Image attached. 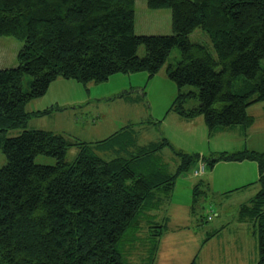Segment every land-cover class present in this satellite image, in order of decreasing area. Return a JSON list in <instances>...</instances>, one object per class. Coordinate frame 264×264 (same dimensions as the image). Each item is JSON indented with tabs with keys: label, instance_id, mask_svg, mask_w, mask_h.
<instances>
[{
	"label": "trees",
	"instance_id": "trees-1",
	"mask_svg": "<svg viewBox=\"0 0 264 264\" xmlns=\"http://www.w3.org/2000/svg\"><path fill=\"white\" fill-rule=\"evenodd\" d=\"M146 2L171 11L172 33L137 34L136 0H0V38L22 42L17 65L0 69V150L6 157L0 167V264H129V247L139 238L145 263L152 264L166 227L150 214L156 195L172 191L198 162L212 168L244 160L259 164L262 187L241 205V220L257 228L256 264H264V152L206 157L177 150L164 138L131 157L106 160L65 134L25 129L32 115L26 105L58 77L83 83L116 73L147 71L152 77L174 48L180 59L169 64L167 75L179 93L172 110L185 119L203 116L211 133L253 125L248 108L264 101V0ZM197 30L200 41L191 38ZM73 146L79 152L69 161ZM164 147L180 159L175 174L162 160ZM40 155L55 163H37Z\"/></svg>",
	"mask_w": 264,
	"mask_h": 264
},
{
	"label": "rangeland",
	"instance_id": "rangeland-1",
	"mask_svg": "<svg viewBox=\"0 0 264 264\" xmlns=\"http://www.w3.org/2000/svg\"><path fill=\"white\" fill-rule=\"evenodd\" d=\"M135 26L136 33L140 35L170 34L173 31L171 11L153 10L148 7L146 0H136ZM191 38L200 41L204 37L202 31L197 30ZM21 47L22 42L15 37L0 38V69L17 65V55ZM139 55H145L143 47L139 49ZM179 59L180 51L174 48L167 62L152 77H149L147 71L116 73L107 81L100 83L94 81L83 83L75 79L58 77L51 83L47 92L36 101L40 112L43 113L40 116L33 114L25 129L64 133L80 142L79 140L89 141L94 136H87L75 123L86 122L92 126L95 122H99L107 126L111 124L112 128L130 124L138 127L139 142L159 141L164 137L177 150L206 157L213 152L216 154L228 152L230 151L228 149L241 147L243 143L250 144L253 136L258 133H252L246 141L240 140L235 135L236 130L240 129L238 127L231 131L224 129L211 133L203 116L188 122L171 109L179 88L168 77L167 68L170 63L176 64ZM261 63L264 67V59ZM29 80L25 82V89L29 86ZM191 89L196 90L195 87H184V90ZM123 93L135 96L138 102L126 103L125 100H120L119 96ZM194 103L196 102L188 103V107ZM33 104H36L35 101L26 105L28 112ZM40 112L37 114L39 115ZM22 129L9 130L7 137L20 134ZM78 152L76 146L71 147L67 160L74 161ZM163 158L168 164L174 165L175 155L171 150L166 149ZM36 162L53 164L55 159L40 155L36 158ZM5 163L6 157L0 150V167ZM199 164L198 162L188 172L179 176L175 183L172 204L166 213L171 220L166 237L169 235L170 237L165 243L163 242L164 244L162 243L158 256L159 264H187L194 259L196 253H199L198 264H256L259 259L258 230L251 223L240 222L241 204L249 201L253 189L249 187L230 191L226 189L225 183L213 181L209 188L205 187L206 194L199 192L193 197L195 212L185 205L179 207L173 204L187 200L190 205L193 185L201 180L208 181L209 170L213 167H206L204 163V171L195 175L194 172L199 169ZM219 170L222 169L218 168L215 171L213 179L219 178L221 172ZM176 224L183 226L173 232ZM139 234L143 237L142 232ZM208 236L209 241H207ZM131 244L129 248L133 250L129 264H145L147 250L143 240L139 238Z\"/></svg>",
	"mask_w": 264,
	"mask_h": 264
},
{
	"label": "crops",
	"instance_id": "crops-1",
	"mask_svg": "<svg viewBox=\"0 0 264 264\" xmlns=\"http://www.w3.org/2000/svg\"><path fill=\"white\" fill-rule=\"evenodd\" d=\"M135 30H136V26H135ZM130 95L131 94L129 93H123L119 96V99L125 100L126 103H133V102L137 103L138 98H136L135 96H130ZM36 101L37 100H35L36 104L32 105L30 112L32 113V115L36 114L37 116H40L41 114L39 115L37 114V112H40V109L38 108L39 104ZM248 113L254 118V123L251 127L245 130L240 126H235L227 130L231 131L237 127L240 128L239 130H236L235 135L239 137L240 140L243 139L244 141H246L252 133L253 134L258 133V135L253 136L250 144L247 145V143L246 144L243 143L241 147H236L235 149L234 148L228 149L230 150V151L227 150L228 152L233 153V152H238V151H242L245 149L254 150L258 152H264V128H262L264 127V101L250 105L248 108ZM176 114L178 115V113ZM178 116L181 119H184L185 121H188V122L195 120V118L185 119V118H182L180 115ZM200 117L201 116H198L197 119H200ZM75 124L78 127H80L81 131L85 132L87 136L89 135L94 136L92 137L93 139L89 141H81V140L79 141L90 144L93 147V150L98 155H100L106 160H113L119 157H126V158L131 157V155L137 154L143 148H147L150 145L161 144L162 140L164 139L163 137L159 141H148L145 143L139 142L138 127L131 126L130 124H124L120 128H112L111 124L107 126V124H99V122H95L92 126H90L89 124H86V122H83L82 124H79V123H75ZM59 134H64V133H59ZM71 138L74 139V137H71ZM109 138L111 139L109 143H106V144L100 143ZM167 141L169 142L168 139ZM169 144L171 143L169 142ZM166 149L171 150L168 147L162 148V150L160 151V154L162 156ZM212 154H214V152ZM162 160L165 164L166 163L168 164V162L164 161V158H162ZM180 163H181L180 159L175 156L174 165L172 166L170 163H169L170 165L168 164L169 166L167 168L168 174H175L178 167L180 166ZM218 168L222 169V170H219L221 171L220 173L218 171L220 179L218 178L217 180H215L213 179V176H214L215 171H217ZM207 177H208V181L207 182L203 181L201 185V188H203V190H201L202 192L201 191L200 192L202 194L204 193L206 194V192L204 191L206 190L205 187L209 188L210 187L209 185H211V182L213 181L215 182L220 181L223 184L225 183V186L227 185L226 189L227 190L229 189L230 191L241 189V188L247 189L250 187L253 190L249 198V201L261 190L259 164L256 161H251V160L219 161L214 165V167L211 170H209V174ZM211 178H212V181H211ZM201 181L193 185L192 192H194L195 186ZM173 192H174V189L168 192L167 194L156 195L158 197V201L156 200L155 206L153 207V209L150 210V214L154 215L157 221L164 223L166 226L165 231L160 239V246H159L156 258L152 264H159L158 256H159V251H161L162 243L163 242L165 243L168 237H170V235L166 237V231L167 229H169L168 224L169 222H171V220L169 219V216L166 213H168V208L172 204L171 198L173 196ZM193 197H194V193H193L192 202L190 205L189 203H187V200H185V202L183 203L178 202V203H173V204L179 207L185 205L186 207H189V210L192 209V212H195L193 211ZM240 222H244V221L240 220ZM182 226H183L182 224H176L174 228L175 230L173 232L177 231ZM173 227H174V224H173ZM207 241H209V237ZM198 256H199V253H196L194 256V259H191L187 264H192L193 262H195V264H198L197 263ZM159 258L161 260V255Z\"/></svg>",
	"mask_w": 264,
	"mask_h": 264
},
{
	"label": "built area",
	"instance_id": "built-area-1",
	"mask_svg": "<svg viewBox=\"0 0 264 264\" xmlns=\"http://www.w3.org/2000/svg\"><path fill=\"white\" fill-rule=\"evenodd\" d=\"M199 165H200L199 169L194 172L195 175H199V173L203 172L205 169V165L203 162H200Z\"/></svg>",
	"mask_w": 264,
	"mask_h": 264
}]
</instances>
